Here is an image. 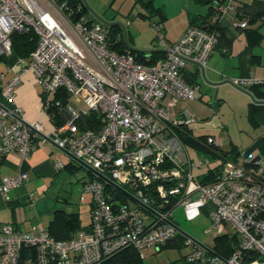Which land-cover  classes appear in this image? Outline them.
Listing matches in <instances>:
<instances>
[{"label":"built area","instance_id":"obj_1","mask_svg":"<svg viewBox=\"0 0 264 264\" xmlns=\"http://www.w3.org/2000/svg\"><path fill=\"white\" fill-rule=\"evenodd\" d=\"M236 3L214 0L216 25H190L174 42H168L156 26L155 42L164 56L155 64L114 50L108 26L86 15L72 16L68 0H0V62L5 66L0 71V93L10 103L0 102V158L15 151L24 159L40 137L127 192L97 174L83 182L79 199L83 201L85 193L90 196V223L66 239L55 238L39 224L25 231L12 223L1 224L0 264H101L127 247L159 248L179 234L173 219L176 206H183L191 220L208 202L211 223L204 232L235 236L236 246L222 257L213 247L215 253L185 235L181 243L192 245L186 262L264 264V158L244 163L226 158L215 175L212 170L211 179L202 181L194 169L209 161L193 160L183 139L188 126L199 120L186 108L174 111L176 100L199 96L198 88L186 83L181 72L189 61L205 66L224 16L231 14L236 27L249 25L238 15ZM28 31L37 37L29 55L11 63L2 60L12 55L11 34ZM29 71L43 94L64 89L68 97L85 104L87 114H96V124L90 126L72 108H65V117H54L49 109L61 103L47 96L42 97L40 110L50 115L52 127L24 121L14 95ZM230 82L245 89L264 84V76L230 78ZM197 141L210 150L222 144L213 135ZM62 166L58 160L56 167ZM27 179L25 172L3 176L0 194L8 200L10 190ZM130 196L140 203L133 205Z\"/></svg>","mask_w":264,"mask_h":264},{"label":"crops","instance_id":"obj_2","mask_svg":"<svg viewBox=\"0 0 264 264\" xmlns=\"http://www.w3.org/2000/svg\"><path fill=\"white\" fill-rule=\"evenodd\" d=\"M193 1L194 5L188 7V3H183V0H181L183 4L181 11L184 10L183 8L186 9V20L179 34L170 35L167 30L162 33L160 27V32L168 42H174L183 35L186 28L189 26V19L193 16L198 22L204 21L205 24L213 23L214 18L212 15H209V5L198 3L195 0ZM252 1L253 0H237V3L240 5L241 3H251ZM262 1L264 2V0ZM162 9L165 18H167L163 7ZM87 13L92 16L88 11ZM263 16L264 15L260 16L253 22L248 21V28L258 27L262 34V37L258 41L251 43L246 34L247 28L234 26L232 24L231 14H226L220 25L221 37L215 49L207 58L205 66L201 67L194 61H189L181 72V76L186 83L197 87L199 90V96L194 99H203L207 102L211 97L212 103L208 106L212 108L214 111L213 113H218L220 109L225 107V104H227L228 108L232 109L233 112H239L236 125L240 133L236 137L232 136L227 124L224 123L222 119L220 120L221 124H219V130L217 131L219 132L218 135L215 133L196 132L194 125L197 122L188 126L185 133H183L186 146L189 144L196 150L203 151L211 158H206L209 161L207 166L196 168L198 172L194 171L195 175H200V178L205 180L212 178L213 169L215 175V169L226 158H234L238 163H244L246 159L264 158V104L254 101L246 91L250 92L255 100H264V97L260 95L256 88H251L250 86L244 89L230 82V78L264 76ZM242 17L246 18L245 16ZM163 18L164 17L161 16V20L152 21V26L156 27V24L162 21ZM122 28L124 32L121 31V33L125 37L127 33V35L129 34L132 38L129 31L125 30L124 26H122ZM155 35L151 38V44L147 47L141 46L136 42L133 44L129 42V44L140 50H152L151 52L136 51L145 54L146 58H150V53H164L163 50L157 46L154 40ZM151 58L153 63L159 64L163 58V54H156L151 56ZM4 69V63L0 62V71ZM213 82L216 83V85L210 84ZM202 89L205 92L214 89V95H205ZM57 91L58 90L43 94L39 82L34 77L33 73L29 71L22 76L21 81L15 88L14 104L22 109L21 116L24 121L33 122L37 120L51 128L52 122L50 115L40 110V102L44 96L53 100L56 97ZM61 100L63 103L57 108V114L65 117V108H72L80 113V117L83 120H86L87 108L84 103L76 102L71 97H67V99L62 98ZM188 100L191 99L176 100L174 111L180 112L183 108H186L193 112L198 118L196 112L190 110L186 106ZM0 102L7 106L10 105V103L6 102L1 93ZM200 118L203 119L202 122L210 119L209 115H204L203 118ZM205 135H213L215 139H221L222 144L214 146L213 150L204 147L197 141V138L202 139ZM192 140L195 142H190ZM189 154L191 158L195 160L190 152ZM58 160L63 163V166L60 168L56 167V162ZM80 164L78 160L72 157L66 150L58 147L53 141L44 140L40 137L35 140L34 150L24 159L20 158L15 151L6 152L0 158V180L5 175H16L19 172H25L28 175V179L24 184L10 190V198L8 200L0 194V225L8 222L14 224L22 231H25L32 224H39L50 234H52V228L57 232L68 231L65 235L59 236L61 238L71 237L80 230L88 229L91 207L90 196L87 194L83 201L79 199L78 202L79 204L87 205V210L89 212L88 221L82 223L78 206H71L67 198L60 196L59 193L54 190L56 179L65 174V171L73 173L79 166H83ZM94 177H96V174L87 169V179L83 180L82 183ZM81 194L82 192L80 195ZM132 203L133 205L136 204L135 201ZM207 204L210 206L208 210L209 216L212 204L208 202L202 207ZM199 215L200 212L196 217ZM173 219L178 226L175 215ZM177 239L182 240V237L177 235L176 238L169 243L175 242Z\"/></svg>","mask_w":264,"mask_h":264},{"label":"rangeland","instance_id":"obj_3","mask_svg":"<svg viewBox=\"0 0 264 264\" xmlns=\"http://www.w3.org/2000/svg\"><path fill=\"white\" fill-rule=\"evenodd\" d=\"M88 6L87 11L92 15L91 11L101 16L108 21L117 22V25L124 32L128 30L130 35L126 33V40L129 44L136 42L137 44L147 47L151 44V38L156 34V28L152 26V21L161 20L159 13L153 12L152 6L145 7L141 0H84ZM146 1V0H143ZM155 7L162 6L166 12L167 18H163L162 21L156 24L157 27H161V32L165 30L170 35H177L181 31L184 22L186 20V9L181 11V0H152ZM183 3H188V7L194 5L193 0H183ZM191 5V6H190ZM139 12H143L151 15V17H145ZM153 12V13H151ZM155 13V14H154ZM153 14V15H152ZM93 16V15H92ZM94 17V16H93ZM264 32V28H263ZM156 37V35H155ZM155 40V39H154ZM2 67V66H1ZM214 87V86H213ZM202 91L205 95H214V89H210L208 92ZM207 96V97H209ZM211 97L206 102L203 99H191L186 102V106L196 112L198 115V122L194 125L196 132L215 133L219 129L220 120L227 124L229 131L233 137L238 136L240 131L236 125L239 112H233L225 104L223 109L217 113L210 108ZM204 115H209L208 121L202 122ZM237 119V120H236ZM187 148L196 162H199V158L211 159L209 155L203 151L196 150L191 145H187ZM81 165V164H80ZM198 172V170H194ZM66 173L59 176L54 183V190L58 192L60 196L67 198L71 206H78L80 211V218L82 223H86L89 219V212L87 205L79 204V195L82 192V181L87 179V169L83 166H79L73 173L65 171ZM85 195H87L85 193ZM209 204L200 209V215L194 219H187L184 208L177 206L174 209L175 219L178 222L180 228L179 234L181 237L185 235L190 236L196 241L213 247L215 245V232L207 234L204 232L205 228L210 225V219L208 216ZM182 240L177 239L175 242H171L160 246L159 248L150 247L138 251V255L141 264H188L185 260V255L191 250L192 245L188 243H181Z\"/></svg>","mask_w":264,"mask_h":264},{"label":"trees","instance_id":"obj_4","mask_svg":"<svg viewBox=\"0 0 264 264\" xmlns=\"http://www.w3.org/2000/svg\"><path fill=\"white\" fill-rule=\"evenodd\" d=\"M195 1L198 3L205 4V5H209V10H210L209 15L210 16L212 15V17H213L212 6L214 3V0H195ZM141 3L145 7L152 6L153 12L159 13L160 16L165 18L164 11H163L162 7H160V6L155 7L153 5L152 0H146V1L141 0ZM236 8H237L238 15L245 16L249 22H253L255 19L264 15V2L262 0H253L251 3H241L240 5L238 3H236ZM68 10H71L72 16H74V17H77L79 15H86L89 18L97 20L87 13V9L82 5L81 0H68ZM153 12H151V13H153ZM139 14H141L145 17L151 16V15L143 13V12H139ZM189 22H190L189 26L190 25H198V26H201L204 28H212L213 26L216 25V20H214L213 23H206L205 24L204 21L198 22L194 16L189 19ZM108 28L110 31V39H111L110 44L114 50H116L118 52L129 51L130 53L135 55L137 60H139L141 62H145V63H153L152 58H151V56H153V55L163 54V56H164V53L154 52V53L149 54L150 58H146L145 54L140 53V52H136L128 46L130 44H128L126 37L121 33V28L118 25H111V26H108ZM244 28H247L246 34H247L251 43H255L256 41H258L262 37V34L259 31L258 27L248 28V26H246ZM218 31H219V35H218V41H219V39L221 37V28L220 27L218 28ZM11 40H12V48H13L12 55L8 58H2V60H4L5 62H8V63L13 62L14 59L17 57H27L29 55V53L31 52V50L36 46V43H37V37L32 31L23 32V33L13 32L11 34ZM218 41H217V43H218ZM251 88H256L257 91H259L260 95L264 97V84H256V85L251 86ZM67 97H68L67 92L64 89H59L57 91L56 97L53 100H59L60 103L62 104L63 102L61 99L62 98L67 99ZM49 112L54 113V115H55L54 117L57 116L56 115L57 114V108L55 106L51 107L49 109ZM87 121H88L90 126L95 125L96 122L98 121L96 114L94 112H89L87 114ZM190 142H195V141L192 140ZM202 181H207V180L203 179ZM107 188H110V187L107 186ZM68 221H69V219H68ZM67 232L68 231L57 232L54 228L51 229V233H52L51 235L54 234L53 236L55 238H58V239H66V238H61L59 236H63ZM67 238H69V237H67ZM235 246H236L235 236H230V235L224 234V235H217L215 237V245L213 246V249L220 256L227 257L232 252V250L235 248ZM101 264H141V261H140L139 255H138V251L135 250L134 248L127 247V248L120 250L118 253L114 254L110 258L106 259Z\"/></svg>","mask_w":264,"mask_h":264},{"label":"water","instance_id":"obj_5","mask_svg":"<svg viewBox=\"0 0 264 264\" xmlns=\"http://www.w3.org/2000/svg\"><path fill=\"white\" fill-rule=\"evenodd\" d=\"M82 1V5L86 8V9H89L88 8V6L86 5V3H85V1L84 0H81ZM90 10V9H89ZM91 13H92V15L94 16V18L95 19H97V20H99L100 22H102L103 24H105V25H107V26H111V25H114V24H117V22H112V21H108V20H106V19H104V18H102L101 16H99V15H97L96 13H94V12H92L91 11ZM131 49H133L134 51H147V52H151L152 50H140V49H137V48H134V47H132V46H130V45H128ZM210 84H212V85H216V83H210ZM246 93H248L250 96H251V98L254 100V101H257V102H259V103H263L264 104V100H255V98L253 97V95L250 93V92H248V91H246ZM72 156V155H71ZM73 157V156H72ZM76 159V158H75ZM76 160H78V159H76ZM81 164H82V162L80 161V160H78ZM83 166H85L88 170H90V171H92V172H94L95 174H97L99 177H101L102 179H104L107 183H109V184H111L112 186H114L117 190H119V191H121V192H123V193H127L123 188H121L120 186H118L117 184H115L111 179H109V178H107L106 176H104V175H101V174H99V173H97L94 169H92V168H90L89 166H86V165H84V164H82ZM130 198L133 200V201H135L136 203H140L136 198H134V197H132V196H130ZM144 208H146L147 210H150L151 211V209L149 208V207H147V206H144ZM177 228H178V230H180V228L178 227V226H176ZM190 237V236H189ZM193 239V238H192ZM193 240H195V239H193ZM196 241V240H195ZM197 243H199L200 245H202L204 248H206L209 252H211V253H215V252H213V250L210 248V247H208V246H206V245H204V244H202V243H200V242H198V241H196Z\"/></svg>","mask_w":264,"mask_h":264}]
</instances>
